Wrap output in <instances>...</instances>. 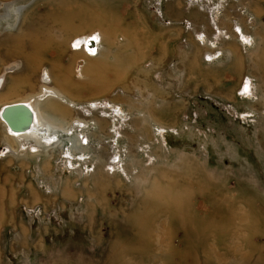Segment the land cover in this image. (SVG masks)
<instances>
[{"label":"rangeland","instance_id":"1","mask_svg":"<svg viewBox=\"0 0 264 264\" xmlns=\"http://www.w3.org/2000/svg\"><path fill=\"white\" fill-rule=\"evenodd\" d=\"M0 79V264H264V0H0Z\"/></svg>","mask_w":264,"mask_h":264},{"label":"water","instance_id":"2","mask_svg":"<svg viewBox=\"0 0 264 264\" xmlns=\"http://www.w3.org/2000/svg\"><path fill=\"white\" fill-rule=\"evenodd\" d=\"M79 41L76 43L78 44ZM86 46L94 48V42H86ZM2 79H0V85ZM0 120L6 127L8 133L13 135L26 134L31 131L35 119L34 113L30 107L24 103L5 105L0 109Z\"/></svg>","mask_w":264,"mask_h":264},{"label":"bare ground","instance_id":"3","mask_svg":"<svg viewBox=\"0 0 264 264\" xmlns=\"http://www.w3.org/2000/svg\"><path fill=\"white\" fill-rule=\"evenodd\" d=\"M81 40H82V39H81ZM78 41H79L78 44H80V40H78ZM86 41H87V40H85L84 42H86ZM90 41H91V40H90ZM78 44H77V45H78ZM94 45H95V42H94ZM95 46H96V45H95ZM84 47H85V50H86V51H87L88 49H91V48H89L88 46H85V44H84ZM92 50H93V51L91 52V54H95V53H96V51H95L96 48H92ZM87 53L90 54L89 52H87ZM91 54H90V55H91ZM81 62H82V61H81ZM34 119H35V118H34ZM17 135H18V134H17Z\"/></svg>","mask_w":264,"mask_h":264}]
</instances>
